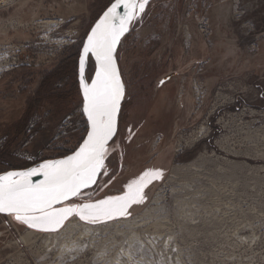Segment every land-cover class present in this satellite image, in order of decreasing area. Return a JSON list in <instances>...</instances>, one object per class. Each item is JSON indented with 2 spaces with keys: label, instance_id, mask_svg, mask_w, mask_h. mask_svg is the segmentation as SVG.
Here are the masks:
<instances>
[{
  "label": "rangeland",
  "instance_id": "rangeland-1",
  "mask_svg": "<svg viewBox=\"0 0 264 264\" xmlns=\"http://www.w3.org/2000/svg\"><path fill=\"white\" fill-rule=\"evenodd\" d=\"M112 1L0 0V48L21 58L0 79V175L83 141L54 138L83 113L81 50ZM118 62V135L94 190L68 204L123 195L149 169L162 177L127 216L73 215L55 231L0 216V264H264V0H148ZM94 70L90 58L88 81Z\"/></svg>",
  "mask_w": 264,
  "mask_h": 264
},
{
  "label": "snow or ice",
  "instance_id": "snow-or-ice-1",
  "mask_svg": "<svg viewBox=\"0 0 264 264\" xmlns=\"http://www.w3.org/2000/svg\"><path fill=\"white\" fill-rule=\"evenodd\" d=\"M147 3L148 0H115L92 29L79 60L83 113L89 123L87 138L64 159L0 175V213L11 214L16 221L43 231L57 230L73 215L82 221L97 223L129 215L128 209L145 199V187L162 177L161 170L149 169L128 183L123 195L109 196L95 203L64 205L96 183L105 167L107 145L116 132L124 95L115 52L121 37L144 12ZM120 8L123 13L118 11ZM89 54L96 61L95 78L90 84L84 78L85 59ZM34 177L40 179L33 180Z\"/></svg>",
  "mask_w": 264,
  "mask_h": 264
},
{
  "label": "built area",
  "instance_id": "built-area-1",
  "mask_svg": "<svg viewBox=\"0 0 264 264\" xmlns=\"http://www.w3.org/2000/svg\"><path fill=\"white\" fill-rule=\"evenodd\" d=\"M11 49H10V47H8L7 51H4L5 49L0 48V79H1V76L6 71H9L10 68L13 69V67L17 68L20 66V63H21L20 55L15 54L13 52V55L11 56ZM87 132H88V124L86 121H84L83 113H81V115L76 116L75 119L73 117L65 119L63 124L60 127V130L58 131V133L56 134V137L54 139L56 141H59L60 139L64 138L65 134H69V133L70 134L78 133L80 135H83L82 138L84 139V137L87 135ZM65 139H67V138H65ZM55 142L54 141L50 142L47 145V147L51 146V144H53ZM72 144L73 143H71V144L66 143L65 147L63 149L71 148ZM63 149H61V150H63ZM46 150H47V148L44 149L43 151H46ZM53 150H55V148H53ZM38 156H41V154H38ZM38 156L31 157L28 154H22V158L25 159V161H28L29 163H37Z\"/></svg>",
  "mask_w": 264,
  "mask_h": 264
},
{
  "label": "water",
  "instance_id": "water-1",
  "mask_svg": "<svg viewBox=\"0 0 264 264\" xmlns=\"http://www.w3.org/2000/svg\"><path fill=\"white\" fill-rule=\"evenodd\" d=\"M114 2H115V0H114L112 3H114ZM110 5H111V4H110ZM110 5H109L108 7H110ZM108 7H107V8H108ZM107 8H106V10H107ZM106 10H105V11H106ZM105 11H104V12H105ZM118 11H120L121 13H123V8H120ZM104 12H103L102 15L99 17V19L95 22V24H94L93 27L91 28L89 34H91L92 29H93V28L95 27V25L99 22L100 18L103 16ZM132 23H133V22H132ZM131 25H132V24H131ZM131 25H130V27H129V31H130ZM129 31H128L127 33H125L124 36L121 37L120 43L118 44L117 49H116V52H115V59H116L117 67H118V70H119V73H120V76H121L122 83H123V85H124V95H123V97H122V99H121L120 108H119V111H118V114H117V129H116V132H115L113 138L108 142V145H107L108 148L110 147V145L113 143V141L116 139V137H117V135H118V132H119L120 116H121V112H122L123 104H124L125 97H126V87H125L124 80H123V78H122V74H121L120 67H119V62H118V51H119V48H120V46H121V42H122V40H123V39L125 38V36L129 33ZM89 34H88V35H89ZM88 35H87V37H86V39H85V41H84L83 47H84L85 43H87ZM83 47H82V50H81V54H80V56L83 54ZM90 58H91V60L93 61L94 66H95V70H94V74H93L92 79L95 78V73H96V61H95V57H93V56H91V54H89V56L86 57V59H85V72H84V78H85V81H86V83H89V84H90L91 81H92V79H91L90 81H88V78H87L88 64H89V59H90ZM79 60H80V59H79ZM78 81H79V86H80L79 65H78ZM80 92H81V96H82V99H83V94H82L81 87H80ZM82 111H83V107H82ZM83 115H84L85 120H86V122H87V124H88V131H89V123H88L87 116H86L84 113H83ZM87 133H88V132H87ZM86 138H87V135L85 136L84 140H85ZM84 140H83V141H84ZM83 141L81 142V144L83 143ZM81 144H80V145H81ZM80 145H79V146H80ZM79 146L77 147L76 150H78ZM76 150H75V151H76ZM75 151H74V152H75ZM74 152H72L71 154H69V155H67V156L72 155ZM67 156H65V157H63V158H60V159H58V160L64 159V158H66ZM101 173H102V170H101L100 174L97 176L96 183L92 184L91 186H89V187L86 188V189H83L82 192H81V195L84 194L85 192H87V191L92 190L93 188H95V186H96V185L98 184V182H99V179H100ZM39 179H40V177H34V178H33V180H39ZM81 195H80V196H81ZM80 196L71 198L69 201L64 202V205H66V204H68V203H70V202H72V201H75V200L78 199ZM61 206H63V205H56V207H61ZM0 216H3V217H11L12 215H11V214H8V213H0Z\"/></svg>",
  "mask_w": 264,
  "mask_h": 264
},
{
  "label": "bare ground",
  "instance_id": "bare-ground-1",
  "mask_svg": "<svg viewBox=\"0 0 264 264\" xmlns=\"http://www.w3.org/2000/svg\"><path fill=\"white\" fill-rule=\"evenodd\" d=\"M14 29V28H13ZM128 35V34H127ZM126 35V36H127ZM125 36V37H126ZM125 39V38H124ZM123 39V40H124ZM122 40V41H123ZM122 43V42H121ZM84 140V139H83ZM125 223H130V222H128V221H124ZM72 229L74 228V227H71ZM80 229H81V231H84L83 233H89V230H87V229H92L93 227H89V226H85L84 225V227L83 228H81V227H79ZM35 234L34 233H26L25 235H23L22 236V238H21V241H23L24 243H31V242H33L34 241V238H35Z\"/></svg>",
  "mask_w": 264,
  "mask_h": 264
},
{
  "label": "trees",
  "instance_id": "trees-1",
  "mask_svg": "<svg viewBox=\"0 0 264 264\" xmlns=\"http://www.w3.org/2000/svg\"><path fill=\"white\" fill-rule=\"evenodd\" d=\"M112 2H113V1H112ZM112 2H111V3H112ZM89 60H90V59H89ZM77 64H78V63H77ZM77 64H76V66H77ZM76 69H77V68H76ZM29 167H30V166H26L25 169H27V168H29ZM95 187H96V186H95ZM93 190H94V188H93L92 190H89V191L85 192V193H88V192L93 191ZM82 195H83V194H82Z\"/></svg>",
  "mask_w": 264,
  "mask_h": 264
}]
</instances>
